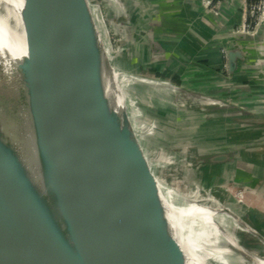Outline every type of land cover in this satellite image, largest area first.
Returning <instances> with one entry per match:
<instances>
[{"label":"water","instance_id":"1","mask_svg":"<svg viewBox=\"0 0 264 264\" xmlns=\"http://www.w3.org/2000/svg\"><path fill=\"white\" fill-rule=\"evenodd\" d=\"M104 12L99 0H23L26 56L0 59L4 72L16 69L5 90L25 107L17 134L0 105V264H186L164 218L158 192L177 205L159 177L137 93L121 86L101 44ZM223 52L229 75L248 57L237 46ZM100 53L115 73L119 113L103 92ZM239 112L237 120L264 122Z\"/></svg>","mask_w":264,"mask_h":264},{"label":"rangeland","instance_id":"2","mask_svg":"<svg viewBox=\"0 0 264 264\" xmlns=\"http://www.w3.org/2000/svg\"><path fill=\"white\" fill-rule=\"evenodd\" d=\"M99 1L105 11L101 44L107 52L109 64L119 72L121 86L125 88L124 85L127 84L137 93L152 134L150 146L155 150L152 156L159 161V177L165 181V187L171 189L169 194L172 202L179 206L181 202L198 200L217 205L221 209L227 207L241 218L245 225L254 229L245 220L246 209L249 208L246 203L249 202V196L253 195V192L252 195L249 194L248 186L228 180L224 185H220L223 191L216 197L212 190L201 188L195 182L191 166L196 160L203 163L217 156H222L224 160L232 159L244 167L253 169L262 164L259 158L261 154L264 158L262 130H256L259 127L256 123L237 121L235 114L240 110L262 114L260 110H256L259 107L262 109L264 102V89L257 82L256 65L258 58L264 59V0L256 1H261L259 25L245 33L255 46L251 47L249 54V60L252 62L239 73L241 79L247 78L245 83L238 85L234 83L233 77H227L230 84L219 80L218 89L214 93L187 89L182 83L178 84L169 77L151 73L150 68L162 69L144 61L146 47L140 41L142 34L132 27L131 0ZM240 27L241 24L237 29ZM122 70L131 77L123 78L120 74ZM15 71L13 67L8 73L4 72L0 63V105L4 106L1 115L7 127L20 134L25 123V107L19 101L16 102L13 92H7L4 87L7 74L13 75ZM139 77L157 83L147 84L140 81ZM16 83L19 85L18 81ZM167 84L175 86L176 89L166 87ZM106 94L113 95L111 92L104 93ZM204 114L209 115L205 117ZM214 217L236 238L247 256L241 255L238 249L217 234L212 236L211 242L207 241V244H202V239H199V243L203 245L199 254L204 256L207 263L253 264L252 258L264 260L263 232L255 229L259 236L253 232L249 233L245 226L221 212H216ZM196 229L197 225L191 227L193 232ZM234 237L232 239L236 243Z\"/></svg>","mask_w":264,"mask_h":264},{"label":"crops","instance_id":"3","mask_svg":"<svg viewBox=\"0 0 264 264\" xmlns=\"http://www.w3.org/2000/svg\"><path fill=\"white\" fill-rule=\"evenodd\" d=\"M209 1L131 0L130 5L132 27L142 34L140 41L146 47L144 61L178 74L180 83L187 89L214 93L218 89L219 80L230 84L227 77L233 76L224 73L226 70L223 50L237 46L247 54L249 61L251 47L255 48V46L245 34L236 32L243 20L246 0H213L212 5ZM262 55L264 56L263 53ZM243 68L244 66H240L238 71ZM256 70L257 82L264 89L263 58H258ZM173 87L176 89L175 86ZM262 98L264 99V96ZM263 103L262 109L256 108L262 112L259 114L262 117H264ZM204 115L207 117L209 114ZM235 115L240 117L244 113L238 112ZM258 126L256 130H262L263 136L264 123ZM259 158L262 164L254 169L244 167L232 159L223 158L203 163L196 160L191 169L195 182L201 188L212 190L216 197L223 191L220 185H224L228 180L248 186L249 194L252 195L253 192V195L249 196V202L246 203L249 208L246 209L245 220L254 230L257 229L264 234L262 154Z\"/></svg>","mask_w":264,"mask_h":264},{"label":"bare ground","instance_id":"4","mask_svg":"<svg viewBox=\"0 0 264 264\" xmlns=\"http://www.w3.org/2000/svg\"><path fill=\"white\" fill-rule=\"evenodd\" d=\"M22 3L23 0H0V59H3V62L6 65L10 64L11 62L19 63L21 59L26 56V47L24 41L23 45L20 47V39L21 37H23V26L20 18ZM102 58V53H100V77L102 81L103 92L113 93L112 96H109L107 94L105 96L108 100L109 109L111 111L119 113L123 105L121 94L119 93V90L114 83L115 73L110 72L106 68ZM139 80L151 85L157 83L144 79ZM166 87L175 90V88L173 86H170L169 84H167ZM33 151L35 154L34 147ZM33 166H35L36 169L35 163H33ZM34 178L37 180L40 186L41 194L43 195V197H50L51 187L43 179L41 173L35 171ZM158 194L160 197V202L162 204L164 218L167 221L168 231L177 240V242L183 249L186 264H209L205 261L204 256H201L199 254V252L201 249H203L202 244H207V241L208 243H210L211 237L217 234H220L227 243L232 244L236 249H238L241 255L247 256L246 252L239 246L236 238L229 234L226 229L222 225H220L221 222H219L214 217V215L216 212H221L222 214H224V216L231 217L236 222L245 226V228H247V232H253L256 235L257 233L254 229L249 228L247 225H245L242 222V219L237 217L235 213L232 212L229 208L222 207L221 209V207L217 205L215 206L213 204L204 203L198 200L181 202L179 206H174L164 199L160 191L158 192ZM56 211L58 210L56 209ZM187 222L188 225H186ZM194 225H197V229L193 232L191 230V227H194ZM232 237H234L237 244L234 242ZM199 239H202V244L199 243ZM252 259L254 261L253 264H264V260L262 258Z\"/></svg>","mask_w":264,"mask_h":264},{"label":"built area","instance_id":"5","mask_svg":"<svg viewBox=\"0 0 264 264\" xmlns=\"http://www.w3.org/2000/svg\"><path fill=\"white\" fill-rule=\"evenodd\" d=\"M212 2L213 0H210L209 4L212 5ZM260 6H261V1L249 3L246 0L245 9H244L245 10L244 20L241 23L240 29H237L236 32H242L245 34L249 32L250 29L256 28L259 25V18H261V14L259 10ZM263 13H264V10H262V14Z\"/></svg>","mask_w":264,"mask_h":264},{"label":"trees","instance_id":"6","mask_svg":"<svg viewBox=\"0 0 264 264\" xmlns=\"http://www.w3.org/2000/svg\"><path fill=\"white\" fill-rule=\"evenodd\" d=\"M249 3H251V2H256L257 0H247ZM246 39V38H245ZM247 40V39H246ZM252 61L251 60H246V61H238V63H237V66H236V68H235V70L233 71V81H234V83H238V85H240L241 83H245V81H246V79H241V77H240V71H238L239 69V67L240 66H244V68L247 66V64H249V63H251ZM150 71H151V73H153V74H155V75H158V76H162V77H170V79H172L174 82H176V83H180V78H179V75L178 74H176V73H173V72H171V70L170 69H167V68H165V69H162V70H158V69H155V68H150L149 69Z\"/></svg>","mask_w":264,"mask_h":264}]
</instances>
